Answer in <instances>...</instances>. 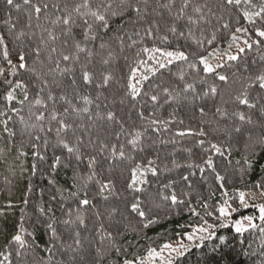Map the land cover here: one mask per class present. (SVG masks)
I'll return each instance as SVG.
<instances>
[{
    "label": "trees",
    "instance_id": "16d2710c",
    "mask_svg": "<svg viewBox=\"0 0 264 264\" xmlns=\"http://www.w3.org/2000/svg\"><path fill=\"white\" fill-rule=\"evenodd\" d=\"M17 2H22V0H17ZM35 2V0H34ZM49 3L53 0H48ZM57 2H71V0H57ZM79 2V0H77ZM95 3L96 0H93ZM220 0H193L194 4L207 5L208 7H213L214 11L218 16H223L222 21H217L215 17L211 18V24H207L204 21H200L197 25L191 26L194 35L197 38L202 36L205 38H210L213 31L220 29L217 32L218 40L213 44H208L205 39L204 48L200 49L195 43L190 39L186 40L184 37L177 39L171 33L167 32L166 23L171 24L173 17L169 15L166 8H159L155 4V0H150L152 7L156 8V11L149 10V19H154L160 24V31L154 33L152 37L144 35L143 29L148 27L147 23H139L136 28H133L132 24L128 21V17L123 18L113 17L111 18L110 24L111 28L115 30L118 25H124L125 31L121 34L124 35V49L120 51L116 44L111 45V50L114 51V58H109L107 53L110 49H99L100 40L97 39L95 42L89 45L93 52L99 51L105 59H110V62L105 65L101 62V56H94L92 58L93 62L88 66V70L93 72L95 77L99 78V73L105 71L106 73H111L113 80L107 89H96L94 85L83 86L80 80V65H74L75 76L77 78L78 85H81L79 90L81 94L89 95L95 100L97 92H102L103 95L100 96L99 100H96L93 105H90V112L95 113L99 111L102 115L107 111L111 110L116 114V117L123 121L124 128L127 132L131 133L133 130L143 131L148 127V120H141L137 115V112L143 110L145 117L156 118L159 120L169 121L167 131L161 130L160 132H153L151 128L145 133L142 138L141 146L145 148L144 153L134 154L136 155V160L132 161L131 164H126V166H134L135 163L141 162L146 164V159H153L155 161L153 167L157 168V175L152 176L151 173H147L145 178L149 181L146 185H141L145 188L147 192L155 193L158 189L164 191L166 194L175 191L180 199L185 201L183 205H172L170 202L161 203L157 198L156 202L161 203L159 209L153 208L152 213L149 218L155 220V223L147 224V220L136 225V230H122L121 234L115 238V246L122 249L120 253L111 250L109 254L105 257L103 264H122L124 259H135L137 264L141 261L150 250L159 249L163 245L176 241L185 240L186 236L192 235L195 229L199 227H206L207 224H217L215 229H210L216 232V236L211 240H205L203 242L199 241L197 238L196 245H194L190 250L174 258L171 264H261L264 261V256L260 253L264 251L261 248V244L264 243V236L261 235L259 229H249L248 231L238 234L231 225H227L224 228H220L218 225L220 221L216 219L219 216L218 209L221 206H225V201L231 207L229 208L231 220H237L244 218L246 216H251L254 219V223L260 226H264L259 220V209L257 204L261 202L264 204V194L261 189H258L256 185L264 181V150L256 147L254 155L250 153L243 146V139L240 134H233L232 139H228L223 132L225 125H231L233 123L240 124L241 122L238 118L220 119L217 114L213 117L212 112L215 106H222L227 108L229 112L233 110V105L229 103L224 104L221 100V96L216 97H206L203 100H195L193 103L189 104L188 101H184L182 104H178L176 101H170L168 104H163L165 99L161 89L166 86L181 83L178 80V73L183 71L186 73L185 81L193 82L195 79L197 92L201 93L203 90H207L208 85L215 83L218 87L224 88L223 82H220L215 75H210L200 71L197 75L192 69L188 67V62L184 61H174L172 65L166 68L158 69L153 75L148 69L151 68L150 65L146 68L145 65L150 60L148 54L142 52L144 47H160L166 48L167 50H173L176 46H180L182 50L189 54V61H194L197 63V68L202 69V65L198 63L199 57H192L191 52L198 51L207 55L210 52L216 50H224L228 48V41L230 39V33L234 32L237 27L247 28L249 32L247 35L244 33H236L240 37L244 36L248 39L249 36L252 40L257 39L254 32L252 31L253 26L249 22L243 19L244 10H254L250 9L243 0L239 7L226 6L222 11L215 7L218 5ZM262 0H252V3L259 4ZM161 4L168 3V0H160ZM180 5V0H175L173 7V14ZM9 9L6 7L4 0H0V35L5 36V44L9 50V59L13 61L14 64L18 63V53L23 50L27 54V64L28 67L32 66L34 59V53L31 49L34 48L39 43L40 29L35 28V19H33V29L36 32V36L29 39L28 37H23L17 40L14 35H10L7 32L6 26L3 25L2 21L6 18V13ZM207 11V8L204 9ZM186 15L182 17L178 22L177 26L179 29L185 32L187 35L188 22L187 15H194L192 13V8L189 7L185 10ZM21 13H16L12 11L13 22H15L17 16H21ZM54 19V15L52 17ZM26 20V17L23 18ZM238 21V22H237ZM229 23L230 27L225 30L221 27L222 23ZM40 23L44 24L46 27H54L55 33L60 36V40L55 42V45L59 51H64L65 48L61 44V40L64 39L60 31V26H52L50 23L44 21L43 19ZM264 25V22L257 18V27ZM23 28V22L18 25L16 31L19 32ZM24 30L27 31L25 28ZM139 30L141 35L139 37L134 36L133 32ZM203 30V31H201ZM82 29L79 27L73 28V33L77 40L83 41V37L80 35ZM103 34V33H102ZM46 37V33L44 34ZM113 35L112 31H109L104 35L105 40L108 36ZM168 35L170 44L162 43L157 36ZM131 36V39L128 37ZM136 43L132 44V41ZM48 50L45 49L42 55L46 56ZM85 54H81V61L83 62ZM264 55V48L253 47L251 50L245 51L241 54L239 61H228L227 59L223 61L225 67L218 68L217 72L228 75L230 80L238 79L243 80L248 73L244 72L243 66L247 63L252 66V61H260V56ZM58 56L54 54V59ZM144 61L145 64L140 62ZM231 65V66H229ZM55 66L54 64L52 65ZM65 63L61 62V67H64ZM0 68L4 69V75H0V112L7 113V115H0V252L8 253L12 252L10 257L11 264H17L18 258L15 255L14 249L18 247L14 241H12V236L19 233L21 234L28 243H35L37 248L35 252H30L29 256L36 255L42 257L44 261L48 260L50 255L53 253L48 252L47 248H52L53 244L59 247V242L52 240L51 233L47 231L43 225H37L35 223V213L36 205H42L46 209L51 208L52 212L48 213L49 216L54 215L59 221L62 219H68L66 212L70 209H75L76 204L73 199L70 198V193L76 191V188L72 187V171L71 169H64L62 167H57L52 170L49 166L53 160V149L51 147L45 149L43 146V139L48 138L54 143L55 136L53 133H47L46 129L49 126L48 120L44 121L45 132L36 133L33 130V134H39L42 139L36 141V148L31 146L29 143V136L25 132L21 134V129L23 125L20 122V116L23 115L25 120L28 121L29 108L32 111H44L40 105H35L36 92L37 89L33 88L31 84L28 87L29 100L25 101L24 104H20L23 100V91L21 89H15L16 99L13 101H5L4 96L7 91L11 90V86L5 83V79L12 81L13 85L17 80L27 81L28 72L27 69H19L13 74V69L3 58V46H0ZM133 69H137V77L141 74L148 76V80L141 82V95L135 100H132L129 95H126V89L122 87L127 81V77L130 75ZM236 73V77H233V73ZM200 77L206 78V83H199ZM51 79V78H49ZM57 80L63 82V88H57L53 86L54 93L59 96L62 91H66L69 98L72 99L74 104L78 106H83V102L74 98L71 88H68L69 77L67 75L56 76ZM135 81H133L134 83ZM156 85H160L159 88ZM182 86V83H181ZM233 88L239 89L240 84L236 83L232 85ZM149 91L152 93H161V104L152 105L149 97L144 96L143 92ZM187 95L191 98L192 93L189 92ZM47 90L40 94V98L46 101ZM224 100H229L228 96L223 97ZM121 100L124 102L121 103ZM31 102V104L29 103ZM96 104H99V109L96 108ZM67 105L62 101L59 102L56 107L62 111L63 107ZM107 106V107H105ZM198 106H204L208 112V116L201 117L197 108ZM49 110L52 107L51 102H48ZM12 108L19 109L20 112L17 114L12 111ZM243 108V106H241ZM155 113L154 117H151V113ZM48 112H45L46 117ZM11 120L8 121V127L17 133L15 137H10L7 132L4 131L3 121L7 120L8 117ZM95 118V117H94ZM70 120H75L77 124H82L84 126V131L77 129V135L84 138L85 144H88L89 139L95 140L97 136L100 139H104L108 143H116L115 137L108 135L109 133H114L119 131L120 126L114 122H108L107 120H96V127L92 129L89 135H85L89 125L92 121L88 120L87 114H81V118L72 116ZM220 120V128L217 132L212 133L206 137H198L194 135L196 131L204 128L206 131H210L211 127L214 125H209L207 123H202V120ZM183 120V124L180 121ZM34 122V117L32 121ZM54 125L55 122H52ZM162 127V126H161ZM245 127H251L250 125H245ZM191 129L193 134H186L181 137L176 135L177 132L184 131L188 132ZM132 136L121 135L119 143L127 144V140L131 139ZM199 139H205V144L200 146L196 143ZM175 141L171 143L170 141ZM208 140H212L213 143H217L221 146L222 155L214 151H205L209 149ZM21 141H24L22 144ZM160 141H167V143H160ZM154 142V143H153ZM99 141H97V144ZM152 145L148 147V145ZM185 149H191L190 152L185 151ZM85 151V149H82ZM39 152L46 156L45 161H39L36 153ZM87 152H93L94 150L89 147ZM23 153V154H21ZM56 154L59 151L56 150ZM107 155V153H105ZM210 155L213 160V171L206 164L203 163V158ZM245 157H248L246 160ZM101 164L98 166V170L103 172V175L99 176V179H106L110 177L116 183L117 193L123 192V182L124 176L120 175V169L114 170L112 173H108L106 169L108 168L109 161L104 160L103 157H99ZM177 164L182 165L181 167H175L173 161ZM86 164V160L84 162ZM37 165L36 171H33L32 165ZM188 164H200L204 169L192 167L188 168ZM83 167V165H82ZM223 176V180H216V174ZM127 175V172L124 173ZM182 176H188L189 180L184 181L181 179ZM50 181H55V183H50ZM169 181H176L172 187L168 189H163L162 185L168 183ZM191 184L190 188L188 185ZM222 185V186H221ZM58 189H63L62 194L57 191ZM95 192V187L93 186V193ZM240 192L245 193V200L247 202V207L240 204L239 194ZM189 193L190 195H184ZM125 196H129L128 192L123 193ZM53 195L56 199H52ZM63 196V199L61 198ZM83 193H81V197ZM129 199L131 197L129 196ZM27 201V203H25ZM94 203L98 205V210L104 215L100 218V221H96L94 215V210L89 208L88 211L84 212L85 223L87 224V230H82V236H86L89 239L95 235L96 240H99V234L94 232V225L98 227L100 222H103L105 227L108 228L110 224H115L116 221L122 218L116 215L111 221L107 219V212L105 211L109 205L118 206L121 209L123 204L117 197H110L108 203L100 201L99 198L94 200ZM207 204L208 208L204 209L203 204ZM254 204V205H251ZM63 205V207H62ZM189 208L195 211H189ZM231 209V210H230ZM235 209V211H232ZM206 212H211L212 215H206ZM135 215V214H133ZM203 217V219H202ZM73 219H75V212L73 211ZM222 219V218H221ZM207 222V224L205 223ZM23 223L24 228L27 230L20 233V225ZM59 231L62 234L63 240L67 243H72L71 240L67 238V233L64 232V226L59 225ZM31 233L32 235H29ZM206 235V233L202 234ZM219 236H224L227 238L224 245H221ZM199 237V236H195ZM196 239V238H194ZM107 243V242H106ZM215 247V251L213 248ZM54 256L52 264H56L57 261L64 260L67 261L68 256L71 252L66 255H61L58 251L53 249ZM245 253H249L245 255ZM3 257L0 256V260Z\"/></svg>",
    "mask_w": 264,
    "mask_h": 264
},
{
    "label": "snow or ice",
    "instance_id": "6c2138e0",
    "mask_svg": "<svg viewBox=\"0 0 264 264\" xmlns=\"http://www.w3.org/2000/svg\"><path fill=\"white\" fill-rule=\"evenodd\" d=\"M6 7L9 9L6 13V18L2 21L3 25L6 26L7 32L10 35H14L17 40L23 37H28L31 39L36 36V32L33 29V19H35V28L40 29L39 43L31 49L34 53V59L32 66L28 67L27 64V54L25 51L21 50L18 53V63L14 64L11 59H9V50L5 44V36L0 35V46H3V58L13 69V74L17 68L27 69L28 76L27 81L17 80L14 85L12 81L5 79V83L11 86V90L7 91L4 99L5 101H13L16 99L15 89H21L23 91V100L20 104H24L25 101L29 100L28 87L29 84L33 88L37 89L35 105H40L44 111L34 112L31 107L29 108L28 121H32L34 117V122L29 123L25 120L23 115L20 116V122L23 125L21 129V134L25 132L29 136L31 146L33 148L37 147L36 141H40L42 137L39 134H33V130L36 133L45 132L44 121L48 120V127L46 129L47 133L51 134L54 131L55 140L54 143L48 138L43 139V146L45 149L51 147L53 149V160L49 166L52 170H55L58 166L64 169H71L72 171V187L76 188V191L70 193V198L75 201V209H70L66 212L68 219L57 220L54 215L49 216L48 213L52 212L51 208H45L42 205H36L35 213V223L37 225H43V227L51 233L52 240L59 242V247L53 244L52 248H47L46 250L53 255L48 257L47 261H44L42 257L36 255L29 256L30 252H35L37 245L35 243H28L26 239L19 233L12 236V241L18 245L14 249L15 255L18 258L17 264H52L54 251H58L61 255H66L68 252L72 254L68 256L67 261L60 260L56 264H103L105 257L109 254L111 250L120 253L122 249L115 246V238L120 235L122 230H136V225L147 220L148 224L155 223V220L150 219L149 216L153 211V208L159 209L161 203L170 202L172 205H183L185 201L180 199L175 191L165 193L164 191L157 190L155 193L147 192V190L141 185H146L149 181L145 178L147 173H151L152 176L157 175V168L153 167L155 161L153 159H146V164L137 162L134 166L128 167L126 164H131L132 161L136 160V155L139 153H144L145 148L141 146L142 138L149 128L153 132H160L161 130L167 131V125L169 121L159 120L156 118L145 117L143 110L137 112V115L141 120H148V127L143 131L133 130L129 133L125 130L123 121L116 117V114L109 110L105 114H101L99 111L94 114L90 112V105H93L96 100L100 99L103 95L102 92H97L95 100L89 95L81 94L78 85L77 78L75 76L74 65H80V80L83 86L94 85L96 89H107L110 81L113 80L111 73H106L101 71L99 73V78L97 79L93 72L88 70V66L92 64V58L94 56H101L102 64L107 65L110 59H105L99 51L93 52L90 44L99 39L101 42L99 44V49H110L107 53L109 58H114V51L111 50V45L116 44L120 51L124 49L125 37L121 33L125 31L124 25H118L115 30L111 28V18L118 17L123 18L128 17V21L132 24L133 28H136L137 24L143 22L147 23L149 26L144 28V35L152 37L154 33L160 31V24L154 19H149L150 12L156 11L155 7H152L150 0H71V2H53L49 3L48 0H22V2H17V0H4ZM243 2L249 6L250 9L254 10H244L243 19L247 20L250 25L253 26L252 31L254 32L257 39L249 42L251 37L243 40V46L238 43L239 36L236 33L248 34L249 29L237 27L234 32L230 33V39L228 41V47L231 49L233 45L236 46V53L232 54L230 52H225L223 55L227 56L228 61H239L241 54H244L246 49L251 50L254 46L257 48H264V25L257 27V18L264 22V0L259 4L252 3V0H243ZM155 4L159 8H166L169 15L173 17L172 23L169 25L166 23L167 32L176 36L177 39L184 37L186 40H191L200 49L204 48L205 39L208 44H213L218 40L217 32L220 29L213 31L210 38H197L194 35L191 26L197 25L200 21H204L207 24H211V18L215 17L216 20L222 21L223 16H218L213 7H208L206 4H194L193 0H180V5L176 8L173 14V7L175 0H168V3L161 4L160 0H155ZM241 0H220L218 7L221 11L226 6L239 7ZM192 8V13L194 15H187L188 31L187 35L185 32L178 28L177 22L186 15V9ZM207 8V11L204 9ZM12 11L16 13H21V16H17L15 22H13ZM54 15V19L52 18ZM26 17V20L23 18ZM50 23L52 26H60L61 34L64 39L61 40V44L64 46V51H59L55 45L57 40H60V36L55 33L54 27H46L44 24L40 23L41 20ZM23 22V28L17 32L16 29L18 25ZM238 22V21H237ZM79 27L82 29L80 35L83 37V41L77 40L73 33V28ZM221 27L228 30L230 25L227 22L222 23ZM27 29L24 30V29ZM109 31L113 32V35L108 36L105 40L104 35ZM203 31V30H201ZM47 34L46 37L44 34ZM103 33V34H102ZM134 36L139 37L141 35L139 30L133 32ZM131 39V36L128 37ZM162 43L170 44L168 35L157 36ZM136 41H132V44L128 45L132 47ZM47 49L48 54L46 56L42 55L43 51ZM142 52L148 54V58L153 60L157 65L158 69H163L172 65L174 61H184L188 62V67L194 72L199 74L200 71L208 73L210 75H215L220 82L225 85L224 88L218 87L215 83L208 85L207 90H203L201 93L197 92L195 79L193 82L185 81V75L183 71L178 73V80L182 83L173 84L170 86L163 87L161 92L163 93L165 99L163 104H168L170 101H176L178 104H182L184 101H188L189 104L193 103L195 100H203L206 97H216L221 96V100L224 104L229 103L233 105V110L228 111L227 108L222 106H215L212 112L213 117L217 114L220 119L238 118L241 122L240 124L225 125L223 132L228 139L233 138V134H240L243 139L244 148L254 155L255 148L259 147L264 150V55L260 56V61H252V66L247 63L243 66L244 72L248 73L243 80L232 79L230 80L228 75L217 72L218 68L225 67L223 63V55H220L216 49L213 52L204 55L202 52L193 51L191 52L192 57H199L198 63L202 65V69L197 68V63L194 61H189V54L181 49L180 46H176L173 50H167L166 48L160 47H144L141 49ZM58 56L54 59V54ZM84 55L83 62L81 61V54ZM219 57L218 62L215 66L210 63V58ZM61 62L65 63L64 67H61ZM142 65L145 64L144 61L140 62ZM55 65L54 67L52 65ZM231 66V65H229ZM158 69L149 68L148 71L155 75ZM0 75H4V69L0 68ZM57 75H67L69 77L68 88H71L74 98L83 102V106H78L72 102L66 91H62L59 96H57L53 91V86L57 88H63V82L56 79ZM233 77H236V73H233ZM51 78V79H49ZM148 80V76L141 74L137 77V69H133L130 75L127 77V81L122 87L126 89L125 94L129 95L132 100H135L141 95L142 87L141 82ZM133 81H135L133 83ZM199 83L205 84L206 78L200 77ZM239 83V89H235L232 85ZM157 88L160 85H156ZM47 90L46 101L40 98V94ZM191 92V98L187 93ZM144 96L149 97L152 105L161 104V93H152L149 91L143 92ZM228 96L229 100H224V96ZM66 104L62 111L57 109L56 105L59 102ZM48 102H51L52 107L49 110ZM124 101L121 100V103ZM31 104V102H29ZM243 106V108H241ZM100 105L96 104V108L99 109ZM107 107V106H105ZM201 117L208 116L204 106H198L197 108ZM13 112L19 114L20 110L12 108ZM48 112L46 117L45 112ZM81 114H87L88 120L92 121L89 125L85 135H89L96 127V120H107L108 122H114L119 125V131L114 133H109L115 137L116 143H108L104 139H100L99 136L95 140L89 139L88 144H85L84 138L77 135V129L84 131V126L82 124H77L75 120H70L69 118L75 116L81 118ZM0 115H7V113L0 112ZM155 113H151V117H154ZM95 117V118H94ZM11 120L9 116L7 120L3 121L4 131L8 133L10 137H15L17 133L8 127V121ZM52 122H55L53 125ZM183 124V120L180 121ZM202 123H207L209 125H214L211 127L210 131H206L204 128L199 129L194 133L198 137H206L212 133H215L220 128V120L212 119L204 121ZM245 125H250L251 127H245ZM162 126V127H161ZM129 136L132 138L127 140V144L119 143L121 135ZM186 134H193L192 130L189 129L188 132L180 131L177 132L178 136H185ZM97 141L99 143L97 144ZM175 143V141H170ZM23 144L24 141H21ZM154 143V142H153ZM160 143H167V141H160ZM196 143L200 146L205 144V139H199ZM209 149L205 151H214L216 153H222L221 146L217 143H213L212 140H208ZM152 145H148L151 147ZM91 147L93 152H87V149ZM85 149V151H82ZM56 150L59 154H56ZM185 151L190 152L191 149H185ZM107 153V155H105ZM23 154V153H21ZM39 161H45L46 156L36 153ZM99 157H103L104 160L109 161L108 168L106 171L108 173L114 172L116 169H120V175L124 176L123 182V192L117 193L116 183L110 177L106 179H99L98 177L103 175V172L98 170V166L101 164ZM247 160L248 157H245ZM86 160V164L84 163ZM203 163L209 168H213V160L210 155L203 158ZM175 167H181L182 165L177 164L175 160L173 161ZM83 165V167H82ZM188 168L197 167L201 171L204 169L200 164H188ZM33 171H36L37 165H32ZM127 172L125 176L124 173ZM216 180H223L224 177L216 174ZM182 180L188 181V176H182ZM50 183H55V181H50ZM176 181H169L162 185L163 189H168L172 187ZM93 186L95 187V192L93 193ZM190 188L191 184L188 185ZM222 186V185H221ZM258 189L262 190L261 194H264V181L256 185ZM61 194L63 189H58ZM128 192L129 196H125L123 193ZM81 193L83 196L81 197ZM184 195H190L185 193ZM110 197H117L118 200L123 204L121 209L118 206L109 205L105 209L107 212V219L111 221L116 215H119L122 219L115 222V224H110L108 228L105 227L103 222L98 224V227L94 225V232L99 234V240L97 241L95 235L91 239L86 236H82V230H87L88 226L85 223L84 212L88 211L89 208L94 210V215L96 221H100V218L104 213L98 210V205L94 203V200L99 198L100 201L104 203L109 202ZM63 199V196H61ZM157 198L161 203H157ZM52 199H56L53 195ZM240 204L247 207V202L245 200V193L240 192L239 194ZM27 203V201H25ZM204 209L208 208L205 203L202 205ZM63 207V205H62ZM231 206L225 201V206H221L219 211V216L216 217L220 228H224L227 225L221 218H227L230 216L229 208ZM259 208V220L264 223V204L257 205ZM73 211L75 212V219H73ZM189 211H195L189 208ZM235 211V209H232ZM135 214V215H133ZM206 215L211 216V212H206ZM203 219V217H202ZM248 222L247 227L242 220L234 221L235 232L238 234L244 233L249 229H259V232L264 236V226L257 225L253 222V217L246 216L243 218ZM207 224V222L205 221ZM59 225L64 226V232L67 233V238L72 241V243H67L63 240L62 234L59 231ZM216 224H207V227H199L195 229L192 235H188L187 239L193 241L195 233H207V235H200L198 237L199 241L211 240L216 236L215 231H210V229H215ZM27 231L24 228L23 223L20 225V233ZM29 235H32L29 233ZM218 239L221 245H224L227 238L224 236H219ZM107 242V243H106ZM197 247L200 245L197 244ZM165 248L175 251L178 254H182V250H186L189 246L183 242L178 243L176 248L172 245L166 244ZM261 248L264 249V243L261 244ZM215 251V247L213 248ZM249 253H245L248 255ZM264 256V251L260 253ZM157 255L155 250L149 251V257ZM0 256L3 257L0 260V264H11L10 257L12 252L4 253L0 252ZM122 264H137L135 259H124ZM140 264H144L140 261ZM171 264V262H169ZM264 264V261L261 262Z\"/></svg>",
    "mask_w": 264,
    "mask_h": 264
},
{
    "label": "rangeland",
    "instance_id": "374dc122",
    "mask_svg": "<svg viewBox=\"0 0 264 264\" xmlns=\"http://www.w3.org/2000/svg\"><path fill=\"white\" fill-rule=\"evenodd\" d=\"M243 40H245L244 36L240 37V39L238 41L240 46H243ZM217 51H218V53L220 55H223V53H225V52H230L232 54H235L236 53V46L233 45V47L231 49H229V47H228V48H226L224 50H217ZM226 59H227V56L223 55V61L226 60ZM218 60H219V57L210 58V63H212L215 66V64L218 62ZM149 65H150V67L152 69L158 68V65L153 60H149L147 62V64L145 65V67L147 68ZM260 204H262V203L259 202L257 205H260ZM251 205H254V204H251ZM222 220L224 221V223L226 225H231L234 228V221L235 220H231L228 217L226 219L222 218ZM237 220H242L243 223L245 224V227H247L248 222L246 220H243V218H240V219H237ZM253 222H254V219H253ZM200 235H202V234L201 233H195V236H200ZM206 235H207V233H206ZM197 238L198 237H196V239H194L193 241H189L187 239V236H186L185 240L180 239V240L169 242L167 244L172 245L173 248H176L178 246V243H180V242H183L184 244L188 245L189 247L186 250H182V254H183L186 251L190 250L194 245H196V242H199V241H197ZM154 250L157 253V255H155L153 257H149V253H148L144 258L141 259V261H143L144 264H169V262H171V263L173 262L174 258H176L177 256L181 255V254H178L175 251H171L170 249L165 248L164 245L161 248L154 249ZM139 262H140V260H139Z\"/></svg>",
    "mask_w": 264,
    "mask_h": 264
}]
</instances>
